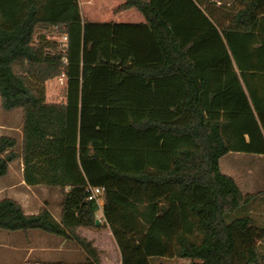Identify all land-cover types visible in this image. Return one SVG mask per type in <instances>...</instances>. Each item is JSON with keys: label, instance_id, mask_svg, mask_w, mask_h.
<instances>
[{"label": "trees", "instance_id": "16d2710c", "mask_svg": "<svg viewBox=\"0 0 264 264\" xmlns=\"http://www.w3.org/2000/svg\"><path fill=\"white\" fill-rule=\"evenodd\" d=\"M130 8L145 20L125 28L87 24L79 0H0L1 104L23 109L21 141L0 135V177L22 159L27 184L63 191L60 219L0 198V228L75 239L78 264H103L80 234L102 227V208L123 264H264L255 194L220 166L232 151L264 154V0L114 12ZM51 28L65 46L35 41ZM63 74L64 99L49 100L46 82ZM89 186L105 188L102 206Z\"/></svg>", "mask_w": 264, "mask_h": 264}, {"label": "crops", "instance_id": "0c3cea01", "mask_svg": "<svg viewBox=\"0 0 264 264\" xmlns=\"http://www.w3.org/2000/svg\"><path fill=\"white\" fill-rule=\"evenodd\" d=\"M80 7L84 19L87 24L93 25L96 23H111L122 24L125 28H130L135 24L144 22V16L135 8H130L114 13V8L118 5L110 4L107 6L112 10L116 19L109 21H97V19L85 18V7L92 8L94 11H102L104 8V0H79ZM100 9V10H99ZM203 66V63H201ZM264 114V113H262ZM260 118L261 113H257ZM264 118V117H263ZM262 129L264 131V122L261 121ZM22 165V178L18 184L14 178H4L10 176V169L7 175L0 177V180L7 179V185L10 188H16L17 185L23 189V196L17 197L16 195L9 194L8 197L15 198L21 202L27 213H38L42 208L47 207L55 216L61 218L60 200L63 195L62 188L50 187L45 184L29 185L24 177V163L21 159ZM11 166V164H10ZM221 170L234 177L245 193L255 194L252 202L248 206V211L254 218L258 226L264 228V154H254L242 151H232L221 157L220 159ZM46 190L48 197L45 201L40 200L39 204L37 199H31L32 194L30 190L43 187ZM57 189H61L60 194H55ZM69 188H67L68 190ZM16 190V189H15ZM31 195V196H30ZM37 195V194H36ZM98 224L102 227L95 229L82 228L80 234L87 239L91 240L99 250L103 264H123L122 253L113 235L110 226L105 223L103 210L99 211ZM25 232V238L22 240L19 235L14 237L20 239L13 245L14 249L21 252L20 257L17 259L19 264H78L87 258L86 251L79 245V243L72 238L62 237L56 234H49V232H39L37 229H31ZM56 235V236H55ZM259 249L264 253V237L259 241ZM181 261H184L181 260Z\"/></svg>", "mask_w": 264, "mask_h": 264}, {"label": "rangeland", "instance_id": "374dc122", "mask_svg": "<svg viewBox=\"0 0 264 264\" xmlns=\"http://www.w3.org/2000/svg\"><path fill=\"white\" fill-rule=\"evenodd\" d=\"M124 0H104V8L102 11H94L92 8H86L85 7V18L86 19H97V21H109L110 19H116L117 16L114 15L117 14V12H112V10H109L107 8L108 5L114 4L118 5ZM84 2V0H83ZM141 16H143L141 14ZM44 34L49 38L50 40L57 41L62 47L65 46L67 42V37L58 29V28H51L49 30H39L37 32L35 41L37 43L40 42V36ZM114 60L113 62H115ZM66 81L62 83L58 78H54L52 80H49L46 82V89L49 100H63V94H64V88H65ZM22 123H23V109L17 108L11 111H7L2 107L1 104V96H0V135L7 134L14 136L18 138L19 141L22 139ZM107 141L110 140V137L106 139ZM10 176H5L4 178H14L15 182H19L22 178V165H21V159H17L16 161L11 163L10 166ZM7 183V179L0 180V198L8 197L9 194L16 195L20 198V196H23V189L20 187V185H17L16 188H10L7 185H4ZM16 189V190H15ZM30 194H32L31 199H37V203L39 204V197L40 200L45 201L48 197L46 190L43 187H39V190L36 188H32V190L29 191ZM61 189H57L55 194H60ZM37 194V195H36ZM31 196V195H30ZM247 207H242L238 212L243 211ZM39 232H46L41 229H37ZM28 230H6L0 228V264H19V261L17 260L21 254V252H18L14 249L13 245H15L16 241L22 240V238H25V232ZM29 231L32 232L31 229ZM50 234V233H49ZM52 234V233H51ZM19 238L16 239L14 237L18 236ZM56 236V235H55ZM176 261V260H174ZM186 261V259H184ZM181 262V260L179 261Z\"/></svg>", "mask_w": 264, "mask_h": 264}, {"label": "built area", "instance_id": "2783aa9c", "mask_svg": "<svg viewBox=\"0 0 264 264\" xmlns=\"http://www.w3.org/2000/svg\"><path fill=\"white\" fill-rule=\"evenodd\" d=\"M58 79L64 83L65 81V76L64 74L61 75L60 77H58ZM87 191H88V198L90 200H95L96 202L99 203V205H103L104 203V198H103V194H104V191H105V188L102 187V186H89L87 188Z\"/></svg>", "mask_w": 264, "mask_h": 264}, {"label": "water", "instance_id": "95a60500", "mask_svg": "<svg viewBox=\"0 0 264 264\" xmlns=\"http://www.w3.org/2000/svg\"><path fill=\"white\" fill-rule=\"evenodd\" d=\"M97 223H99V220H97Z\"/></svg>", "mask_w": 264, "mask_h": 264}]
</instances>
